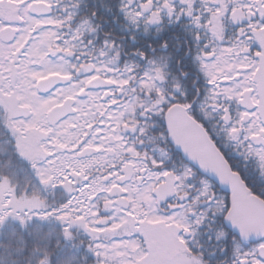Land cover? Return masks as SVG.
<instances>
[{
	"label": "flooded vegetation",
	"instance_id": "obj_1",
	"mask_svg": "<svg viewBox=\"0 0 264 264\" xmlns=\"http://www.w3.org/2000/svg\"><path fill=\"white\" fill-rule=\"evenodd\" d=\"M37 1L38 3L44 2L42 0ZM45 2L51 6V14L47 18V21L36 22L45 26L47 28V32H52L55 34V36L59 37L60 33L63 34L62 38H59L60 40H56V44L62 46L61 48H64L66 44L68 45L67 51L53 50V54H49V57L52 60H57L59 66H63V68H57L60 74L53 75L69 77L70 84L82 78L87 80L83 86L84 92L80 94L81 100L79 102H76L75 100L73 115L65 117L56 126L51 128L54 130V132L59 134L69 128L70 131L74 133V135L76 133L79 134L78 138L81 140V142L85 141L87 134L94 130L92 139H90V141L82 147L90 146L103 149L104 152L98 154V156L101 157V161H106L110 164L114 159H109L107 157L108 151L113 150L114 157L112 158H116L119 150L118 146L126 147L129 144L127 149L129 151L128 158L131 159L132 162L129 159L128 162H124V159L120 157L115 162V165L111 164L110 170L113 172L111 175H114L119 173L124 165L130 166V170L133 175L132 180L122 186L130 189V185L128 184H132V181H136V179L141 176L142 172H147L144 170L145 168L143 165V163L145 164V158H137V149L135 148V146H137L138 149H141L142 144L145 141V138L143 137L146 132V127L144 124L146 115L136 119L132 117L129 119V123H127L123 122L125 114L119 113L114 122L110 121V118H107L110 122V125H106L105 128H101L100 125L95 124L90 129L88 127L90 124L88 122L90 119L89 114L95 113L100 108V100L109 98L112 99L113 87L117 86L118 83L111 84L113 82L106 79V74L104 72H98L96 69L94 70L93 64H91L92 69H89L87 72L85 69L88 65L87 61L91 60L92 58L94 60L100 61L97 62L99 71L106 67L108 64L107 61H111L112 58L115 60H128L131 63V66L129 67L131 72L132 67L138 66L139 61H143L140 57L130 55V53H132L134 50L131 43V37H129L130 40H128L127 49H120L118 40L119 31L116 22L117 5L112 1L110 4L111 11L108 12V15L106 8L105 13L107 14L105 16L103 15V7H108V1H105L104 3L103 0H64L63 2L57 1L58 4L56 5L55 0ZM174 2L177 6H179L181 3L184 4L183 9L177 7L175 14H171L167 10H165L162 14L159 9L154 8L152 5V0H145L143 6L141 7V12L146 13V15L141 17V13H138V17L142 20L143 25L145 26L147 23L152 29V32L149 34L153 39L157 26L162 27L165 33L167 32L166 35L168 37L169 43L172 45V47L169 49L172 61L169 71L175 74L169 77L168 85H170V88L184 89V91H188L191 95L196 88L203 89L205 87L204 77L202 83V76H199L194 70L191 61L184 59L185 55L188 53L192 35L195 34L196 30L198 29L199 36L206 37L202 40V44L211 45V48L216 50V54L219 55L221 60L224 62V71L229 73L232 77V80L222 82V86L227 88L233 84L239 85V90L243 92L246 97H254L259 99L257 88L258 85L254 80V76L260 68L261 59L259 57L261 54H264V44H262L260 39V31L261 29H264V5H260L259 0H174ZM77 4H81L82 7L77 9ZM69 7L70 11H68L66 14V8ZM149 8H152L153 10L149 11ZM18 10L19 7L13 9V18L8 19L3 24V26H11L12 28L16 29L17 32L19 31L18 24L20 23L19 16L16 13ZM95 12H99V14L95 15L94 19L90 18V14ZM105 18L110 19V22H108ZM154 19L158 22L157 24L150 23ZM48 21H52V23H48ZM54 22H59L62 26L64 23L62 30L59 25V27H57L54 31L52 28V24H54ZM87 23L91 24V28L89 27L90 32L88 36L85 35V38L88 37V40H79V37L71 34V27L74 26L73 29L80 28L84 25H87ZM107 26L109 28L106 30ZM109 35L111 39L108 41L102 39ZM113 41H115L116 50L111 48ZM147 43H151V41L145 40V44ZM149 55H151V53H149ZM63 69H68V71ZM83 71H85L83 73L84 75L80 76V73ZM183 71L190 72L191 78L186 79L182 74ZM132 73L136 74L134 72ZM142 73L144 74L143 79H145L147 77V73ZM98 77L105 79L103 83L108 81V83H110L113 87H108L107 84L96 81V78ZM194 81H198V83H194ZM156 82L158 84L162 83V81L159 79ZM89 85L94 87V89L91 90L93 92L92 94H90L87 91L88 89H86ZM130 86L132 87L133 85L129 83V87ZM145 86L148 90V93L145 95L146 100H141L139 103H141V106H143L144 109L147 108L151 103L157 106V101L156 99L152 98L151 93H155L157 97H160L162 90L155 92V90L152 89V86H149V84L145 83ZM171 96L172 95L170 94L169 97ZM181 98H183L182 93ZM222 100L226 105L229 103L226 98H222ZM53 101L54 102L51 104L50 108H53L60 103L58 101L56 102L55 99H53ZM132 101L135 102V100ZM230 103L234 116H237L243 111H247L250 114L255 110L254 107L246 109L243 105L238 104L235 100L231 101ZM177 104H179V101H177ZM171 107H173V105H169L167 110H163L162 120H164L165 113ZM157 108L159 107L157 106ZM23 109H26L27 117L35 116L33 113V107H23ZM71 121L77 124L74 126L70 124ZM214 123L215 121L211 119V114H209V127H212ZM49 148H53L51 142L49 143ZM242 151H244V149H242ZM135 160L138 161V163H135ZM49 163L51 166H53L52 161ZM241 168L244 171L245 178L248 179L253 186H260L257 188L258 191L264 190V171L260 170L258 164L251 163L247 168H243V165H241ZM174 175L176 174H174L172 171H166L164 176H162L163 179L159 180L157 186L153 188L154 192L166 186V184H169L167 192H169L171 189V193L167 195L165 200L160 203L155 201L156 207L162 211L164 209L171 211L176 209L179 213L178 216L182 218L180 223L182 224L184 221V224L187 223L186 225H188V220L184 213L180 214V212L183 211V206L190 202L188 199V193L183 189L184 183L173 179ZM168 179H170V182H168ZM110 181L114 182V179H111L108 182ZM207 183L212 185V189H214V182L207 181ZM177 185H180V187H177ZM245 187L249 190L250 194L254 195L246 185ZM212 189L209 191L211 192ZM217 189L216 195L219 196L220 199H223L222 193L224 194L225 192L220 190L218 187ZM89 190L91 192L93 191L91 188ZM125 193V196L127 197L128 192L126 191ZM111 200L115 204V199ZM206 204L207 201L205 202V206ZM101 208V212L112 211V209H105L104 204L101 205ZM193 217L197 216L193 215ZM174 228L177 230V224H174ZM187 231H190V236L194 237L196 229L188 227ZM218 232L219 241L223 242V244H212L208 246L207 249L210 250V258L215 255H219L223 257V259L217 261L209 260L205 264H228V261L231 259L233 252L235 251L233 248L234 240L237 241L238 247L243 249V253L237 252L236 254L239 257L241 264H244V254L257 245L258 239L244 242L234 234H232V236H228L224 229H218ZM171 234L177 236L174 232ZM181 235L184 236V234L179 232L178 238L180 241H182L180 238ZM194 247L196 249L199 248L196 246V244ZM189 248L190 247L187 249ZM225 248L228 249L227 252H225ZM248 260L250 264H252V262L258 264L255 256L248 257Z\"/></svg>",
	"mask_w": 264,
	"mask_h": 264
},
{
	"label": "snow or ice",
	"instance_id": "obj_2",
	"mask_svg": "<svg viewBox=\"0 0 264 264\" xmlns=\"http://www.w3.org/2000/svg\"><path fill=\"white\" fill-rule=\"evenodd\" d=\"M118 2L120 6L117 12L120 15H125L128 10L133 7L136 8L137 12L141 13V17L146 15V13L141 12V5L144 4V0H131L130 3L128 0H118ZM259 4L264 5V0H259ZM152 5L155 9H159L162 14L165 10L171 14H175L177 7L180 9L184 8L183 3L177 6L174 0H152ZM80 7H82L81 4L76 5L77 9ZM152 10V8H149V11ZM68 11H70V7L66 8V14ZM109 11H111V9H109ZM98 14L99 12L92 13L90 14V18L94 19L95 15ZM48 23H52V21H48ZM150 23L157 24L158 22L154 19ZM129 31L131 32V29H129ZM143 31L145 33L144 39L151 41V43H147L143 47L138 46L139 41L136 33H131V43L134 50L130 55L140 57L144 62L143 66L138 65L132 67V72L137 74L138 79L140 78V72H146V78H150L154 86L162 90L160 97H157L155 93H151L152 98L157 101V106L162 110L161 115H163V110L169 108V105L176 106L183 110L192 123L204 130L207 140L215 149V153L209 157L207 162L201 161L197 164L196 161L189 160V166L184 168L182 174L174 175L173 179L181 181L182 183H191L195 175H207L208 168L215 163V154L218 153L220 160H222V164L227 165L228 172L239 176L252 193L257 196L259 200L264 201V190L258 191L257 188L260 186H253L249 180L245 178L244 171L241 168V165H243V168H247L249 164L256 163L260 170L264 171V94H262L259 99H256L254 97H246L244 93L239 90V85L233 84L227 88L223 87L222 82L230 81L232 77L229 73L224 71V62L221 60L220 56L216 54V50L212 49L211 45L202 44V40L206 37H200L198 29L195 34L192 35L190 47L184 59L191 61L197 74L204 77L205 87L203 89L196 88L191 95L188 91H184L180 88L167 87L169 77L175 75L173 72L169 71L172 63L169 49L172 45L169 43L168 37L162 27H156L154 39L152 36L148 35V33L152 32V29L147 23ZM54 37L55 39H59V37L55 36L52 32L44 33L41 39L34 43L31 49L32 54L38 55L40 60H44L47 55L53 54V47H55L57 51H67V44L64 48H61L59 45H54L52 43ZM104 39L108 41L111 37L109 35L104 37ZM260 39L262 44H264V29L260 31ZM26 43L27 40L23 42L18 41L15 45L10 46L9 52H0V79H3L4 74L8 71V69L5 68V64H14L20 69L22 74L31 77V79L26 80L25 83L30 88L36 89L44 82L48 81L50 76L30 71L28 64L36 63V60L18 61V55L24 49ZM12 48L15 50L11 51ZM45 48L47 49L46 51L44 50ZM112 48L116 50L115 41L112 43ZM149 53H151V55H149ZM259 58L261 59L262 65H264V54H261ZM125 66H129L127 62H125ZM59 67L63 68V66ZM63 70L68 71V69ZM182 74L186 79L191 78V74L188 71H183ZM158 79L161 80L162 83L157 84L156 81ZM33 80L35 83H32ZM194 83H198V81H194ZM133 87H135V84H133ZM0 88H2V85H0ZM182 91L183 98H181ZM168 92H171V97L168 96ZM31 97L35 98V102L38 103L39 107L36 108L34 105L28 103L22 104V107H33L37 115L44 111L51 112L49 105H51L53 101L37 96L36 91L31 92ZM222 98H226L229 103L226 105ZM233 100L243 105L246 109L254 107L255 110L250 114L247 111H243L237 116H234L230 103ZM177 101H179V104H177ZM209 114H211V119L215 121L212 127H209ZM32 126V124L26 125V127ZM35 127L36 131L42 132L45 136L48 134V131H51V129L45 130L38 125H35ZM60 147H64V145H60ZM242 149H244V151H242ZM40 151H44V145L42 144L40 145ZM46 154L49 156L52 155L51 152ZM176 155H179V153H176ZM153 163H155V161H153ZM167 167L168 164L166 159H162L156 171H162ZM193 168H198L202 171L194 173ZM214 173L217 174V178L222 184L228 182L229 178L220 171L219 167L214 168ZM10 174H18L16 172L14 158L12 155L0 151V176H4L6 182L10 183ZM74 174L79 175V173ZM64 179L67 180L68 176H65ZM45 183H47V181H45ZM200 184L201 188L197 190L195 195L198 199L207 201L208 212L199 223L201 227H208V234L211 236L216 231L217 219L221 220V226L231 222L230 209L232 205L229 200L228 192H225L223 199H220V197L216 195V190L212 189V185L208 184L206 180L200 181ZM117 187L119 186L113 182L112 186L105 190L111 193L112 188ZM177 187H180V185H177ZM210 189H212L211 192L209 191ZM119 190L121 193L127 191L128 196H121L120 207H116L111 199H105L104 207L105 209H112L110 212H101L97 210L95 205L92 207L85 205L82 209L77 210L83 211L84 214L78 215L77 219L83 224L89 234L93 236L94 240L98 239L100 235L110 239L111 235L118 231L127 233L133 228V225H143L146 220L148 223H164V221L157 217L149 218L148 213L143 214V219H138L142 211V205L139 203L140 196L138 190L129 189L127 187H121ZM9 191L12 190L9 189ZM134 192H136V199H132ZM201 192H203L202 196L200 195ZM89 199H91V197H89ZM144 199L147 200L148 198L144 197ZM25 204L29 206V209L33 213V215L29 216V212L25 211L21 213L24 219L17 217V223L23 224L25 227L27 224L31 223L33 219H38L43 223L44 220L54 215L56 219L64 221L67 217L65 215H60V213L69 211V205L64 204L59 208L54 207L51 210L44 209L41 214L39 210L40 205L35 196H33L30 201L25 200L23 202H17L18 207H23ZM9 208H13L12 203L9 202L6 206L2 198H0V228L8 223V218L12 215V213L9 212ZM15 210L16 209L13 208V211ZM209 217H212V219H209ZM172 218V214L170 213L168 219L171 220ZM176 219L177 222L182 220L181 217H176ZM232 227L236 228L237 225L233 222ZM138 230L143 232L145 240L148 241L150 235L149 230L146 228ZM39 232L40 229L37 228L36 233L39 234ZM239 233L240 237L245 239L249 234L248 229L242 226L239 228ZM65 234L67 235V230H65ZM257 234L259 237L257 245L244 254V264H250L248 257L251 256H255L258 264H264V228L258 229ZM213 238H216L219 243L218 237ZM181 239H184V237H181ZM111 247L117 250L115 255L121 257H128V253L118 251L119 248L124 247L133 250V254L129 258L122 259L120 264H154L151 259V250L148 252H145L143 249L137 250V246L133 241L113 243ZM98 248H107V245L101 243L97 244L96 248L90 249V251L96 253L98 258L97 264H104L103 261L99 260V257L103 256L104 253L97 251L96 249ZM233 248L235 251L228 261V264H241L236 253H243V249L238 247L237 241L235 240L233 241ZM227 251L228 249L225 248V252ZM108 259H111V257H108ZM13 264H15V262H13ZM49 264H51L50 261ZM59 264H80V262L77 257L68 254L63 257ZM252 264H255V262H252Z\"/></svg>",
	"mask_w": 264,
	"mask_h": 264
},
{
	"label": "trees",
	"instance_id": "obj_3",
	"mask_svg": "<svg viewBox=\"0 0 264 264\" xmlns=\"http://www.w3.org/2000/svg\"><path fill=\"white\" fill-rule=\"evenodd\" d=\"M47 1L49 2L50 0ZM57 1L63 2L64 0ZM105 1H108L109 5L108 7H103L104 16L109 12L111 1L117 5V9L120 6L118 0H103L104 3ZM128 2L130 3L131 0H128ZM106 8L107 13H105ZM138 13L139 12L136 11L135 7L129 9L125 15H120L116 11L120 49H127L128 40H130L129 37H131L132 32H135L137 35L139 41L138 46L143 47L145 44V33L143 31L145 26L143 25L142 20L138 17ZM105 19L110 22V19ZM59 25L62 30L64 23L62 26L59 22H54V24H52L53 30L55 31ZM89 27L91 28V24L88 23L80 28L73 29V26L71 27V33L75 32V35L79 37V40H88V37L85 38V35L88 36L90 32ZM37 28H40V25L35 27V29ZM108 28L109 27L107 26L106 30ZM129 29H131V32ZM31 35H34V33ZM148 35L150 36L149 33ZM62 36L63 34L60 33L59 38L61 39ZM102 39L105 40L104 38ZM35 42L36 40H34V43ZM125 62H127L129 66L124 70L123 66L125 65ZM119 64L121 65L119 67L123 72V74L119 75L120 81L122 85L127 86L124 90L128 91V95L125 97L127 100L122 108V112L127 114V120L132 117L136 119L146 115L144 121L146 132L143 137L145 138V141L142 144L141 149H138L137 146H135L137 149V158H145V165L146 167L147 164L149 165L148 170L151 172L163 174L166 171H172L174 174H182L184 168L189 165L183 161L179 155H176L177 152L172 149L167 140L161 115V108H157L156 105L151 103L144 109L143 106H141V103H139L141 100H146L145 95L148 93V90L145 83L149 84V86L153 85L151 88L154 89L155 92L161 91V89H157L150 78L143 79L144 74L142 72L139 73V79L136 76L135 80L131 81V77L134 75L129 68L131 63L128 60H125L120 61ZM143 65L144 62L139 61V66ZM201 82L203 83V81ZM129 83H131V85L135 84V87H129ZM168 87H170V85H168ZM170 94L171 92H168V96ZM129 98L131 100L134 99L135 102H131ZM17 121L16 118H13V116L8 113L5 105L0 101V151L13 156L16 172L18 173L17 175L10 174V183L8 182L15 190L14 195L9 198L8 203L11 202L13 208L16 210L13 211V208H9V212H11L12 215L9 216L8 223L0 228V264H13V262H15V264H49V261L51 264H59L63 257L68 254L77 257L80 264H97L98 258L96 253L90 251V249L96 248V243L100 241L108 242L112 241V239H126L132 233L134 235L137 233L140 234L138 240L141 241L143 244L142 246L147 252L149 251L148 247H152L154 244L156 245L155 255L152 257L154 264H163V262L166 264H189L188 262H192L193 260L195 264H205L209 260L217 261L223 259V257L219 255L210 258V250H208L207 247L212 244H223V242L219 241L218 243L217 239L213 238L218 237V229H224L228 236H232V234L226 230L224 226H221L222 222L220 219L216 220L217 228L211 236L208 234V227H201L199 223V221L203 219V216L208 212V207H206L207 204L205 206L206 200L198 199L195 194L197 190L201 188L200 181H207L206 178L201 175H195L191 183H184L183 186V189L188 193V199L190 202L188 201L189 203H186L183 206L184 211L179 212L180 214L184 213L188 220L189 228L196 229L195 237L191 238L192 240L190 239L188 242L190 246L189 249H182V246L180 247V244L176 243L178 242V239L174 234H171L175 232L176 228H174L173 225L164 227L161 225L163 223L149 224L147 229L155 236L165 238V244L161 239L157 241L155 237H153L152 243L146 241L145 236L141 234L139 230L135 229V227L130 229L127 233L118 231L112 234L110 239L100 235L98 239L94 240L93 236L89 234L83 224L77 219L78 215L84 214L83 211L77 210L82 209L85 205L88 207L95 205V201H91L88 198L91 191L89 190L90 183L87 182H92L93 180L101 178L108 168L95 165L93 167V169L96 170L95 177H93V174L85 173L80 177L78 175L70 176L65 180L64 175L62 174L65 170L62 169L61 164H59L60 168L57 169L54 165L43 164L42 161H40L41 165L37 164L38 158L35 150L40 147L39 141L33 137L31 128L24 130L13 124ZM162 159H166L168 167L162 171H156L157 166ZM152 161H155L156 165H154ZM42 171L48 173L43 174ZM193 172L196 173L194 169ZM48 174H52L53 179L51 181L52 184H49L47 187L45 186V181H48L49 179ZM55 177H57L59 181L54 183ZM2 178L6 179L4 176H0V179ZM213 188L216 191L218 190L215 185ZM200 195L202 196L203 192H201ZM33 196H35L39 202V210L41 214L44 209L51 210L54 207L59 208L64 204H68L69 211L60 213V215H65L67 217L66 220L60 221L56 219L54 215L53 217L44 220L43 223L38 219H33L26 227L23 224L17 223V217L24 219L21 213L28 211L29 216L33 215L27 204L23 207H18L17 202H23L25 200L30 201ZM222 196L224 197L223 193ZM8 203L5 205L7 206ZM96 208L100 211L97 206ZM170 212L173 213L172 215L174 216H178L179 214L176 209ZM164 213L168 214V211H164ZM193 215H196L197 217H193ZM209 219H212V217H209ZM149 226L157 230V232L149 229ZM37 228L40 229L39 234L36 233ZM65 230H67V235L65 234ZM176 231H178V228ZM147 244L149 246H146ZM194 244L199 248L196 249ZM178 254L184 256V261H182V257ZM99 260L101 261L100 257Z\"/></svg>",
	"mask_w": 264,
	"mask_h": 264
},
{
	"label": "rangeland",
	"instance_id": "obj_4",
	"mask_svg": "<svg viewBox=\"0 0 264 264\" xmlns=\"http://www.w3.org/2000/svg\"><path fill=\"white\" fill-rule=\"evenodd\" d=\"M31 1L32 2H38L37 0H0V28H2L5 21H7L6 13H4L5 7L10 9L11 8L10 5H13V6L17 5L18 6L19 4H23V5H21L22 7L20 10V15L24 17V16L28 15L26 9H27L28 4L31 3ZM42 1L45 2V0H42ZM7 12H8V10H7ZM28 21L30 22L28 27L25 29H22V28L20 29V31H19L20 35L17 36L16 40L13 43L6 45V44H3L0 42V52H9L11 45H15L18 41L23 42L24 40H27L28 36L34 32H36L37 34H40L41 32H43V34H44L47 32V30H41L40 28L36 29V31H34L36 23H37L36 21H39V20H34L33 18L30 17ZM24 27H25V25H24ZM18 28H19V26H18ZM33 46H34V42H31L28 45L27 50L25 52L22 51L18 55V61L36 60L37 61L36 63H29L28 64V68L32 72H38V73H41V74L46 75V76H51L53 74H60L59 70L57 69L59 67L57 60H52L50 58H47V56L44 58V60H40L38 55L32 54L31 49L33 48ZM14 50H15L14 48L11 49V51H14ZM44 50L46 51L47 49L45 48ZM53 50H56V48L53 47ZM111 60H113V58ZM93 62L95 64H97V60L93 59ZM107 62L109 64H111V66H112V67H108V69H112V68L114 70L117 69L115 66L112 65V61H107ZM5 68H7L8 71L4 74V78L0 79V85H2V88H0V101L5 105L8 113L10 115H12L14 107H22V104L29 103V102H31L30 105H34V107L38 108L39 105H38V103L35 102V98L31 97V92L36 91V89L30 88L25 83V81L31 79V77L25 76L24 74H22L20 72V69L17 68L14 64H7L6 63ZM123 69L125 70V69H127V67L124 65ZM100 72H104V71H100ZM136 76L137 75L134 74L131 77V81L135 80ZM86 81L87 80L79 79L78 81L73 82L69 86L61 87L58 90H56L54 93L46 95V96L41 97V98L49 99V100L53 101L54 98L58 97V101H61L62 100L61 98H64L66 96H72V97H75L77 99L75 93L80 92V90H79L80 86H82L84 84V82L86 83ZM32 83H35V81L33 80ZM37 96H39V95L37 94ZM50 106L51 105H49V107ZM33 110H34V108H33ZM44 112H41L38 115V117L29 118L27 120L26 119L25 120H19L13 124L20 127L21 129H24V130H27L29 128L36 130L35 125H38L41 128L47 130L48 128H46V126H45L46 124L42 120V115L44 116ZM29 124H32L33 126L32 127H26V125H29ZM70 124L75 126L77 123H74L73 121H71ZM92 134H93V131L89 137H86L85 141L81 142V140L76 137L77 135H75V136L73 134L67 135V132H66L67 136H74V138L76 139L75 143L73 141L70 142L66 138H64L62 140L52 138V142L58 144V146H60V145L70 146L71 147L70 150H72V148L87 144L90 141V139H92ZM66 143H68V144L66 145ZM119 145H120V143H119ZM118 147H119L118 152H120V153L122 151L124 153L129 152L128 150H126L125 147H122V146L121 147L118 146ZM75 153H76V151L74 152V155H75ZM73 157H70L69 153H61V154H59L53 158V160L55 161V162H53V165L55 166V168L56 169L60 168L59 164H61L62 169L65 170L66 173L65 172L62 173L64 175V177L65 176H68V177L77 176L74 173H79V175H78L79 177L81 175H83V172H84L83 168L84 167L82 165H79V164H73V161H74ZM124 159H125L124 162H128L129 158H124ZM129 160L132 162L131 159H129ZM135 163H138V161L135 160ZM152 163H153V161H152ZM153 164L156 165V163H153ZM42 172H43V174L48 173L45 171H42ZM107 174L109 175V174H111V172H108ZM48 176H49V179H48L47 183H45V186H47V187L49 186V184H52L51 181L53 179L52 174H48ZM102 178L96 179L95 182H99L100 180H102ZM162 179H163V177L161 178V176L159 174L147 173V175L144 179L146 181V183H145L146 185H144L141 190H138L139 196L144 200L141 202L142 211H141V215L138 217V219H143L144 218L143 214L148 213L149 218L157 217L164 222L167 221V223H169L167 225L177 223L178 225H180V226L183 225L185 227V225L183 223L181 224L180 222H177V220H175V218H172L171 220H169L168 218L164 219V218L159 217V215L157 213L155 200L152 197V192H153V186L155 188L157 186V184L159 183V180H162ZM56 181H59V179L57 177H55L54 183ZM6 185H8V182H6V180H4V179H0V198H2V199L9 196V193L11 192V191H7ZM94 186L95 187H94L93 191L91 192V194L89 195V197L96 196V198L99 200V202L104 203L105 199H107V192L105 189L109 188L108 185H105V184L103 185L102 183H97ZM131 189L137 190L135 185H133L131 187ZM104 190H105V193H104ZM144 197H147L148 199L145 200ZM132 199H136V192L133 193ZM8 201H9V199L3 200V202L5 204L8 203ZM144 202H145L146 206H145ZM143 208H144V210H143ZM149 224H151V223H148L146 220L143 225L135 224V225H133V227H135V229H137V230H138V228L139 229H141V228L147 229ZM167 225H165V226H167ZM149 229L153 230L154 232H157V230L153 229L150 226H149ZM140 233L143 234V232H141V231H140ZM149 233H150L149 239H148L149 242L152 243V239H153V237H155L157 241L161 239L162 242L165 244V242H166L165 238H162V237L159 238V237L155 236L151 231H149ZM132 234L128 238L122 239L119 241H115V240L114 241H108V242L100 241V242L96 243V245L101 244V243L107 245V248H98V250H97L99 252L104 253V255L100 257L101 261H103L104 264H120V261L122 259L129 258L133 254L132 249L124 248V247L119 248L118 251L128 253V257H121L118 255H115V252L117 250L113 249L111 247V245L113 243H122L123 241H133V242H135V244L137 246V250L143 249L145 252H147L144 249V247L142 246L143 244L141 243V241L137 240L138 239L137 237L132 238ZM137 236L139 237V235H137ZM142 240H144V239H142ZM146 246H149V245L147 244ZM155 248H156L155 244L152 247H148V249L152 251L151 258L154 257V255H155ZM178 255H177V258H178ZM179 256L182 257V261H184V256H181V255H179ZM108 257H111V259H108ZM152 260H153V258H152ZM188 263L193 264L194 260L192 262H188ZM163 264H166V263L163 262ZM171 264H175V263H171Z\"/></svg>",
	"mask_w": 264,
	"mask_h": 264
},
{
	"label": "water",
	"instance_id": "obj_5",
	"mask_svg": "<svg viewBox=\"0 0 264 264\" xmlns=\"http://www.w3.org/2000/svg\"><path fill=\"white\" fill-rule=\"evenodd\" d=\"M29 12L36 16L47 15L50 13V8L44 3L38 5L33 3L29 7ZM15 35L16 31L10 27L0 30V40L6 44L12 42L15 38ZM89 69H91L90 66L85 69V71L87 72ZM85 71H83V73ZM254 79L258 85L257 88L260 98V96L264 94V65H262L261 60L260 68L256 72ZM96 81L102 83L104 82L100 79H96ZM68 82L69 78L54 76L39 86L37 90L41 94H46L52 91L55 87L64 85ZM103 84L111 86V84L107 82ZM72 105L73 100L68 98L65 99L62 104L55 106L51 112L47 114L49 123L52 125L56 124L68 114L73 113ZM15 113L17 114V110H15ZM164 122L170 144L186 162L189 160H194L197 162V164H199L201 161L207 162L209 157L215 153V149L207 140L204 130L199 128L198 125L192 123L190 118L185 115L183 110L177 108L176 106L171 107L165 113ZM94 153H98V151L85 148L78 154V157H87ZM216 167H219L220 171L229 178L228 182L225 184H222L217 178V174L214 173V168ZM195 169L197 171H202L198 168ZM129 170L130 166L128 165L121 169L122 176L120 178L122 179H117L118 184H123L131 179L132 173L131 170ZM204 176L213 181L220 190L229 193V200L232 205L230 209L231 222L224 224L225 227L244 242L259 239L257 230L264 228V202L250 194L249 190L245 187L239 176L228 172L227 165L222 164V160H220L218 153L215 154V163L209 166L207 175ZM142 180L143 177H140L137 179V182L140 183ZM168 185L169 184L160 188L154 193L158 201L165 199L166 196L171 193V189L169 192H167V188H169ZM119 189V187L112 188L109 196L117 197V204L121 205V199H119V197L124 193H121ZM233 222L237 225L236 228L232 227ZM241 226L248 229L249 234L246 239L240 237L239 228Z\"/></svg>",
	"mask_w": 264,
	"mask_h": 264
}]
</instances>
